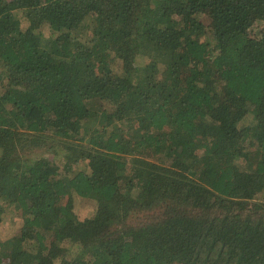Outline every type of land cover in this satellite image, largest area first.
Segmentation results:
<instances>
[{
    "label": "trees",
    "instance_id": "1",
    "mask_svg": "<svg viewBox=\"0 0 264 264\" xmlns=\"http://www.w3.org/2000/svg\"><path fill=\"white\" fill-rule=\"evenodd\" d=\"M263 27L264 0H0V264H264Z\"/></svg>",
    "mask_w": 264,
    "mask_h": 264
},
{
    "label": "rangeland",
    "instance_id": "2",
    "mask_svg": "<svg viewBox=\"0 0 264 264\" xmlns=\"http://www.w3.org/2000/svg\"><path fill=\"white\" fill-rule=\"evenodd\" d=\"M206 23H208L207 20H205ZM89 24V20L86 21L85 25L82 26V30H81V34L83 33V29L85 26H87ZM42 31L45 34H49V29L48 27L42 29ZM257 33H264V27L260 30L257 31ZM207 37L212 40V35L211 33H209L207 35ZM119 66V62L113 63L112 67L113 69L115 67ZM2 91H0L1 93ZM250 119H248V121H244L243 124H247L249 122ZM47 145L51 144L50 146H52V140L49 138L46 141ZM55 143V141H54ZM39 150V149H38ZM60 151V150H59ZM58 150H53L51 153H49L50 155H53V159L55 160L54 162L58 163V165H62L63 159H62V155L59 153ZM40 152L42 154H45L46 152L49 151H44V150H40ZM58 154L59 156L57 158H55V155L53 154ZM136 194V193H135ZM257 202H262L261 200H256ZM252 204V203H251ZM249 204L250 207H252V205ZM5 208H4V212L2 215V221L0 222V239L1 241L5 242L15 236H19L20 232H21V227H22V223H23V219L21 217L20 212H18L15 208L13 207H7V204H4ZM98 208V202L92 199H82V200H78L76 203V212L79 215V217L81 219H88V218H92ZM154 213H133L128 221L129 225H138L140 223H142L143 221H148L150 219V217L153 215Z\"/></svg>",
    "mask_w": 264,
    "mask_h": 264
}]
</instances>
